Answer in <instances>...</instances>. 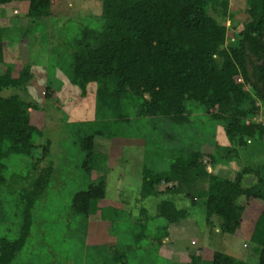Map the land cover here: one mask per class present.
I'll return each instance as SVG.
<instances>
[{
	"label": "trees",
	"instance_id": "16d2710c",
	"mask_svg": "<svg viewBox=\"0 0 264 264\" xmlns=\"http://www.w3.org/2000/svg\"><path fill=\"white\" fill-rule=\"evenodd\" d=\"M100 1V27L81 29L71 52L69 80L66 86L55 90L45 85L46 71L42 67L30 61L16 64L4 56V38L9 37L14 44L25 39L21 29L32 31L42 18L49 16L51 0H0V7H11L12 12L14 7L26 5L24 28L22 24L9 25L16 16L14 12L2 13L0 17V219H5L3 211L7 210L10 195L14 197L10 212L22 219L16 239H0V264H10L24 246L31 210L54 172L52 163L45 161L50 142H33V136L41 133L45 124L40 110H47L48 104L54 103V96L56 103L71 92L76 93L73 100L94 96L99 107L109 110L114 119H124L127 107V111L134 110L136 117L155 120L153 126L162 128L168 120H186L187 104L192 103L213 119L223 120L233 143L246 145L247 141L264 140V126L254 118L264 105V0H245L241 11L231 9L229 0ZM218 4L222 13L217 15ZM225 20L230 29L240 28L238 42L227 48ZM14 30L19 35L14 36ZM4 90L8 91L5 95ZM95 134L102 137L105 132L96 130L80 139V148L86 154L84 167L96 152ZM12 154L28 159V172L5 174L4 161ZM199 156L200 152L193 150L187 157H176L167 174L154 173L143 165L137 191L140 219H148V209L142 204L151 197L157 199L155 216L167 223L188 219L202 208L206 225L215 226L216 216L220 218L217 227L221 232L248 236L257 246V264H264V179L258 178L259 186L256 182L246 183L244 176L252 171L247 167L239 169L234 179L221 178L208 172L198 161ZM218 160L212 155L213 167L220 163ZM252 172L259 175L256 170ZM9 180L14 183L7 187ZM204 182L205 189L200 186ZM107 183L105 178L99 179L74 193L72 211L85 216L97 212V202L107 195ZM163 185L166 188L161 190ZM195 189L201 195L192 194ZM198 197L205 198L200 207ZM247 209L258 212L247 216L244 223ZM244 225L246 228L242 229ZM186 264L247 263L202 247Z\"/></svg>",
	"mask_w": 264,
	"mask_h": 264
},
{
	"label": "rangeland",
	"instance_id": "374dc122",
	"mask_svg": "<svg viewBox=\"0 0 264 264\" xmlns=\"http://www.w3.org/2000/svg\"><path fill=\"white\" fill-rule=\"evenodd\" d=\"M244 4L245 0H229V7L238 11ZM101 8L100 0H51L49 16L42 18L32 31L21 29L25 39L14 44L9 37L4 38L5 58L16 64L30 61L42 67L46 71L45 85L59 90L66 86L71 74L75 39L84 27H100ZM25 11L26 5L14 7L16 16L9 25H26ZM13 12L11 7L6 10L0 7V17L2 13ZM215 13H222L220 4ZM224 23L228 28L224 43L227 48L238 42L240 28L230 29L229 21ZM14 32V36L19 35L18 31ZM42 90L45 92L44 87ZM7 92L4 90L2 94ZM74 94L71 92L63 101L58 97L61 101L58 103L54 96V103L38 112L45 124L41 133L33 136V142H50V154L45 161L52 163L54 172L31 210L30 231L24 246L10 264H186L202 247L225 252L247 264H257V246L248 236L221 232L217 227L220 218L216 216L213 217L215 226L206 225L202 208L195 216L167 223L155 216L157 199L151 197L142 204L148 209L149 217L146 222L141 220L137 191L143 165L154 173L167 174L176 157H187L193 150L200 152L198 161L207 171L221 178L234 179L238 170L246 167L256 170L259 175L251 171L244 177H250L248 183L256 182L259 186L258 178L264 179V140L247 141L246 145L233 143L225 132L223 120L213 119L201 106L192 103L187 104L186 120L181 123L168 120L162 128V125L153 126L155 120L136 117L129 107L128 111L125 109L124 119H114L109 110L99 107L94 96H78L73 100ZM30 96L35 98L32 93ZM259 115H264V105L254 118ZM96 130L105 135H94L96 152L86 169L83 166L86 154L80 148V139ZM232 148L234 151L230 154ZM212 155L220 161L215 167L211 163ZM4 162L7 176L29 171L28 159L23 155L12 154ZM104 178L108 182L107 195L97 202L100 206L97 212L89 216L75 214L71 208L74 193ZM206 182L200 184L203 189L207 187ZM13 183L9 180L7 187ZM18 186L14 185L16 189ZM192 192L201 195L199 190ZM12 199L8 196L7 210H2L5 219H0V239H16L20 231L21 216L10 212ZM196 202L200 207L205 198L198 197ZM185 203H189L186 198ZM253 212L258 211L246 210L244 223Z\"/></svg>",
	"mask_w": 264,
	"mask_h": 264
},
{
	"label": "built area",
	"instance_id": "2783aa9c",
	"mask_svg": "<svg viewBox=\"0 0 264 264\" xmlns=\"http://www.w3.org/2000/svg\"><path fill=\"white\" fill-rule=\"evenodd\" d=\"M260 114H262V112ZM255 119L264 126V115L262 117H261V115H259Z\"/></svg>",
	"mask_w": 264,
	"mask_h": 264
},
{
	"label": "crops",
	"instance_id": "0c3cea01",
	"mask_svg": "<svg viewBox=\"0 0 264 264\" xmlns=\"http://www.w3.org/2000/svg\"><path fill=\"white\" fill-rule=\"evenodd\" d=\"M249 176V175H248ZM254 177V176H253ZM249 179H251L250 177L248 178H245V182L248 183L249 182ZM249 184V183H248Z\"/></svg>",
	"mask_w": 264,
	"mask_h": 264
},
{
	"label": "water",
	"instance_id": "95a60500",
	"mask_svg": "<svg viewBox=\"0 0 264 264\" xmlns=\"http://www.w3.org/2000/svg\"><path fill=\"white\" fill-rule=\"evenodd\" d=\"M261 90H262V93L264 94V85L262 86Z\"/></svg>",
	"mask_w": 264,
	"mask_h": 264
}]
</instances>
